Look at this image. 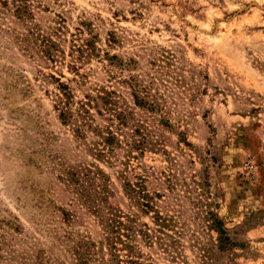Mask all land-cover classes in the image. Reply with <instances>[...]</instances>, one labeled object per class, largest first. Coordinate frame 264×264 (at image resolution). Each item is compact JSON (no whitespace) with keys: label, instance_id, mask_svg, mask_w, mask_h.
<instances>
[{"label":"rangeland","instance_id":"obj_1","mask_svg":"<svg viewBox=\"0 0 264 264\" xmlns=\"http://www.w3.org/2000/svg\"><path fill=\"white\" fill-rule=\"evenodd\" d=\"M27 1L32 25L61 27L63 60H36L13 39L10 15L0 19V264L36 255L74 264L78 238H100L57 178L60 165L76 164L109 175L110 202L123 211L118 171L159 195L155 210L174 219L179 238L169 256L143 249L154 264H264V0ZM49 76L75 102L111 93L122 125L92 110L121 141L109 162L58 119ZM212 214L226 230L221 246ZM151 216L138 214L153 227Z\"/></svg>","mask_w":264,"mask_h":264},{"label":"trees","instance_id":"obj_2","mask_svg":"<svg viewBox=\"0 0 264 264\" xmlns=\"http://www.w3.org/2000/svg\"><path fill=\"white\" fill-rule=\"evenodd\" d=\"M6 14L10 15L11 23L16 24L11 34L20 48L31 52L36 60L45 65H55L58 61L61 63L63 59L59 57L61 51L58 47L61 27L41 29L36 24L32 25L33 15L27 0H0V19L5 18ZM67 67L73 73H79L75 64H68ZM49 77L56 83L52 95L53 109L58 113V119L71 128L76 138L88 148L91 157L97 161L109 162L114 158L115 151L121 148V141L117 133L112 131V126L96 122L92 110L97 116L107 115V121L110 122L113 117L122 125L121 115L114 116L111 113V93L104 89L97 90L94 96L86 95L85 100L75 102L68 84L60 82L54 76ZM134 98L135 105L152 109L150 103L142 104V99L137 96ZM89 136L91 140L86 143ZM134 145L137 147V143ZM117 173L123 197L128 202L127 211L110 202V199L116 197L113 183L110 176L96 165L59 166L58 180L67 186L82 207L87 208L100 231V238L96 241L86 236L78 238L71 249L74 264H154L143 249L157 247L164 255L169 256L178 245L179 237L176 232L173 233L174 219L169 214L155 210L154 199L159 195L147 191L142 176H133L135 180L132 182L126 172ZM141 213L147 216L152 214L153 227L139 221L138 214ZM70 219L72 218H68ZM209 227L216 232V242L221 246L223 240L227 239L226 230L216 215H213ZM70 239V236L58 238L61 242ZM56 263L54 257L43 258L42 255H36L32 264Z\"/></svg>","mask_w":264,"mask_h":264}]
</instances>
